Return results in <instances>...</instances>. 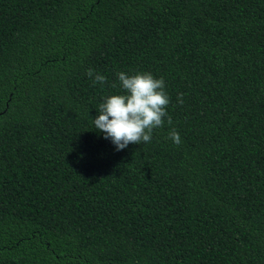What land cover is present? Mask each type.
Masks as SVG:
<instances>
[{"label": "trees", "instance_id": "trees-1", "mask_svg": "<svg viewBox=\"0 0 264 264\" xmlns=\"http://www.w3.org/2000/svg\"><path fill=\"white\" fill-rule=\"evenodd\" d=\"M120 71L173 123L117 151ZM0 264H264V0H0Z\"/></svg>", "mask_w": 264, "mask_h": 264}, {"label": "clouds", "instance_id": "clouds-1", "mask_svg": "<svg viewBox=\"0 0 264 264\" xmlns=\"http://www.w3.org/2000/svg\"><path fill=\"white\" fill-rule=\"evenodd\" d=\"M85 75L93 85L107 83V76L93 68L86 69ZM116 78L123 94H112L103 99L98 106V115L92 121L94 128L103 132L104 138L110 139L117 151L129 144L150 143L154 128L163 127L165 120L168 125L173 123L166 111L170 99L164 78H154L150 72L129 75L124 71L117 72ZM183 95L178 94L177 104L184 103ZM168 139L177 146L183 143L174 127L169 130Z\"/></svg>", "mask_w": 264, "mask_h": 264}]
</instances>
